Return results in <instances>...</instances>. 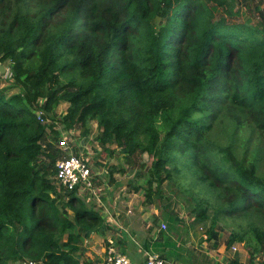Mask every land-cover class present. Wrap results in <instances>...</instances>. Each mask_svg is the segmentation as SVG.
Wrapping results in <instances>:
<instances>
[{
    "label": "trees",
    "instance_id": "16d2710c",
    "mask_svg": "<svg viewBox=\"0 0 264 264\" xmlns=\"http://www.w3.org/2000/svg\"><path fill=\"white\" fill-rule=\"evenodd\" d=\"M212 2L56 0L39 16L16 12L0 32V63L22 92L9 96L0 77V264H96L78 258L73 232L88 237L101 217L87 209H76L75 221L63 216L56 199L71 208L80 200L49 178L59 152L45 151L39 100L48 113L69 105L64 130L79 126L87 138L96 123L102 147L115 145L126 159L151 156L149 203L185 158L222 202L208 239L220 220L238 218L226 249L264 248V10L262 23H232L216 17ZM66 8L76 16L48 25ZM42 156L49 163L38 166ZM207 215L203 207L197 218ZM154 244L175 256L164 233Z\"/></svg>",
    "mask_w": 264,
    "mask_h": 264
},
{
    "label": "rangeland",
    "instance_id": "374dc122",
    "mask_svg": "<svg viewBox=\"0 0 264 264\" xmlns=\"http://www.w3.org/2000/svg\"><path fill=\"white\" fill-rule=\"evenodd\" d=\"M55 2L56 0H11L3 4L0 6V32L8 27L19 9L29 12L32 16H39L54 6ZM210 6L215 7L217 18L224 17L232 23L263 22V15L260 13L264 10V0H213ZM75 16L73 9L66 8L52 20L47 19V22L48 25L59 28ZM0 64L6 68L5 72L0 73L2 88L9 96L21 94L19 85L12 78L9 64ZM43 103V100H39L33 109L44 116L45 122L42 124L48 128L43 141L45 151L51 146L52 151L59 152V160L65 155L60 152L59 142L67 135L73 140L69 143L72 151L67 154L87 155L91 159L95 174V190L77 192L80 201L74 204V208L61 201L64 197L56 199L63 216L69 220L75 221L76 209H87L101 217L102 223L97 225L88 237L80 228L73 232L75 235H81L78 243H73L79 247L77 256L81 261L86 260V253L90 252L89 259L99 264L101 258L98 254L102 249L106 252L110 246L118 250L119 242L126 239L139 242V238L147 237L153 242L154 237L157 239L164 233V236L172 240L169 250H174L175 254L174 257H168L163 251L157 252L166 260V264H264V248L260 247L261 250L253 255L249 254L248 248L243 244H235L236 250L233 247L226 249L232 232L238 230L239 223H244L242 219L220 220L215 228V237L208 239L207 231L211 226L213 209L222 202L209 187L197 180L193 175L194 167L186 165L185 158H180L177 163L180 174L165 182L158 193L159 196L156 195L154 202L149 203L145 194L148 190L145 180L152 165L151 156L137 154L126 159L115 145L102 147L98 140L100 130L96 123L90 125L92 132L87 138L82 136L79 126L71 131L64 130L61 119L69 105L61 103L48 113L42 109ZM51 126L58 133H54ZM48 163L42 156L37 165ZM49 178L54 182L53 174ZM55 184L57 186L56 181ZM65 194L62 193L63 196ZM207 201L210 203L207 204ZM203 207L207 208L209 218L204 222L197 218ZM171 215L178 216L180 221L173 223ZM162 224L166 225V229H163ZM67 237L68 232L63 237V242ZM110 240H113L112 245ZM147 259L148 256L145 260Z\"/></svg>",
    "mask_w": 264,
    "mask_h": 264
},
{
    "label": "built area",
    "instance_id": "2783aa9c",
    "mask_svg": "<svg viewBox=\"0 0 264 264\" xmlns=\"http://www.w3.org/2000/svg\"><path fill=\"white\" fill-rule=\"evenodd\" d=\"M38 121L44 123L45 119L41 113H36ZM67 134V133H66ZM70 134V133H69ZM73 140L70 137H64L59 142L60 150L65 154L56 162V174L54 179L58 190L68 192H82L85 190L93 192L95 190V174L92 169L91 159L85 154H67L71 150L69 143ZM166 229V225H162ZM236 250V247L233 246ZM166 260L158 254L149 255L144 264H166ZM100 264H133L130 258L119 253L115 248L109 247Z\"/></svg>",
    "mask_w": 264,
    "mask_h": 264
},
{
    "label": "crops",
    "instance_id": "0c3cea01",
    "mask_svg": "<svg viewBox=\"0 0 264 264\" xmlns=\"http://www.w3.org/2000/svg\"><path fill=\"white\" fill-rule=\"evenodd\" d=\"M139 239H140L139 242L133 240L134 244L129 239H126V241L125 240L121 241L119 242L118 250L116 249L118 252L128 256L130 260L133 262V264H144L146 262L145 260L146 256L149 257V255L157 254L158 252L155 250L154 243L157 240L155 237L153 238L154 240L153 242L152 240L150 241V239L147 237L144 238L141 237ZM112 242L113 240H110L109 242L111 243L110 245H112ZM142 252L144 254H141ZM86 254L88 255L86 260H93V259H89V257H91L90 252H87ZM98 255L100 256L102 261L105 255V250L102 249Z\"/></svg>",
    "mask_w": 264,
    "mask_h": 264
},
{
    "label": "water",
    "instance_id": "95a60500",
    "mask_svg": "<svg viewBox=\"0 0 264 264\" xmlns=\"http://www.w3.org/2000/svg\"><path fill=\"white\" fill-rule=\"evenodd\" d=\"M5 66H2L1 64H0V73H2V72H5L6 71V68H4Z\"/></svg>",
    "mask_w": 264,
    "mask_h": 264
}]
</instances>
